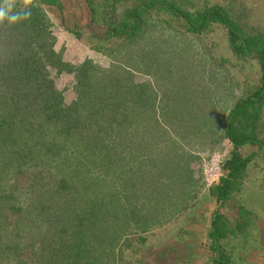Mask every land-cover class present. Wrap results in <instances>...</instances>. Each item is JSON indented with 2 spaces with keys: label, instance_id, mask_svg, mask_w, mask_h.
<instances>
[{
  "label": "trees",
  "instance_id": "16d2710c",
  "mask_svg": "<svg viewBox=\"0 0 264 264\" xmlns=\"http://www.w3.org/2000/svg\"><path fill=\"white\" fill-rule=\"evenodd\" d=\"M85 1L88 32L98 41L142 39L147 31L143 16L158 9L181 19L195 35L213 24L223 26L237 56L258 59L261 85L238 102L225 127L234 152L215 190L218 203L229 202L255 157L239 151L263 147L258 128L264 106V33L248 34L236 11L219 4L192 12L183 1L176 6L167 0H135L123 21L113 24L102 19L101 5ZM36 3L63 8V0ZM49 28L38 6L31 8L27 21L0 26V221L5 225L0 245L16 250L9 264H133L124 259L126 249L147 264L144 236L169 220L166 213L158 217L161 199L168 198L173 210L190 196L189 156L163 145L156 156H136L134 151L142 153L147 139L157 133L169 137L164 145L175 144L158 122L144 124L155 111L142 104L154 103L155 93L115 70H94L90 60L80 65L65 61ZM50 68L76 74V101L66 103ZM132 89L139 90L131 95ZM131 101L138 106L131 108ZM134 156L142 164L157 160L164 181L153 184L140 166L127 171L126 163ZM7 174L10 179L4 184ZM15 229L16 243L4 239ZM214 237L220 242V236Z\"/></svg>",
  "mask_w": 264,
  "mask_h": 264
},
{
  "label": "rangeland",
  "instance_id": "374dc122",
  "mask_svg": "<svg viewBox=\"0 0 264 264\" xmlns=\"http://www.w3.org/2000/svg\"><path fill=\"white\" fill-rule=\"evenodd\" d=\"M92 1L101 5L102 19L113 24L123 21L135 2V0ZM167 1L176 6H180L183 1V6L192 12L202 10L206 5H223L230 11H236L237 20L248 34L264 33V0ZM33 2L35 6L41 8L49 21V30L56 39L54 48L58 53L63 52L65 61L80 65L90 60L95 66L94 70H115L119 74H124L130 82L146 85L155 93L154 103L150 101L142 104L144 106L146 104L145 109L155 111L144 124L156 126L155 122H158V125L170 134L175 144L164 145L169 137L157 133L153 139L152 137L147 139L146 148L142 153L139 149L134 151L136 156L142 158L147 153L156 156L162 145L170 152L174 150L178 155L189 156L193 177L189 198L173 209V214L168 198L161 199L163 204H160L158 217L161 218L166 213L165 218L169 220L144 236L146 237L144 251L148 250L143 257L144 260L149 259L152 264L171 263L173 254L166 245L174 236L177 238L175 240L187 236L190 227L198 221L207 219L209 207L216 202L215 188L220 181L209 182L204 171L217 166L223 174L220 180L227 175L226 164L234 152L225 134L227 119L238 102L250 97L260 87L262 71L258 59L237 56L230 48L227 29L223 26L213 24L203 34L195 35L187 31L181 19L158 9L151 10L143 16L147 23V31L142 39L129 41L121 38L103 42L92 38L88 32L85 0H63V8L38 5L36 0ZM49 73L58 89L62 91L66 103L76 101V74H58L51 68ZM138 90L132 89L131 95ZM130 99L134 98L131 96ZM134 105L138 106L131 101L130 107L133 108ZM258 137L263 141L261 150L258 147L246 146L239 151L244 157L255 155L248 168L255 170L256 175L245 177V180L253 178L250 187L245 190L234 188L232 198L227 202L228 210L227 212L225 210L224 215L229 223L227 230L232 234L228 247L231 248L232 244L233 248L235 247L233 245L239 242L237 247L240 248L237 249L242 250L245 255L259 246V238L256 236L264 224V106ZM132 146L129 145L130 150ZM166 150L165 153H168ZM158 165L157 160H148L146 164H142L134 156V159L132 157L128 159L125 167L127 171L137 169L138 166L144 168L142 170L146 171L144 174L146 179L158 185V182L164 181L165 175L163 167H159L161 173L157 170ZM3 178L6 184L10 175L7 174ZM115 180L117 188L118 179ZM18 194L20 196V193ZM23 197L19 198L22 202ZM238 205L255 215H247L249 218L246 220L250 223L253 219L254 222H258V226L256 225L258 229L253 224L245 226L248 231L242 232L240 240L236 239L238 235L234 232L238 229L234 223L238 216L234 211L238 214L236 210ZM3 214L4 212H1L0 216ZM4 226L0 221V231ZM240 227L238 230L244 228V225ZM4 239L16 243V229ZM15 254L16 250H6L0 245V264H9L8 261H11L9 257L14 258ZM136 258L131 250L124 251L126 261L140 264ZM235 259L237 255L233 254L228 262L236 263ZM223 260H226L225 257ZM238 262L241 264L242 261Z\"/></svg>",
  "mask_w": 264,
  "mask_h": 264
},
{
  "label": "crops",
  "instance_id": "0c3cea01",
  "mask_svg": "<svg viewBox=\"0 0 264 264\" xmlns=\"http://www.w3.org/2000/svg\"><path fill=\"white\" fill-rule=\"evenodd\" d=\"M246 172V176L255 177L256 175V171L249 170V168ZM252 179H244L241 188H244L245 190V188H247L248 186L250 187L249 184ZM228 205V203H218L216 199L214 205H211L209 207L210 212L207 219L196 222L194 226L188 229V235L186 234L187 236L180 237V240H175L177 238L176 236H174L173 240L166 245L169 251L171 249L173 254V260L171 261V263L168 262L167 264H238V260L242 261L240 262L241 264H264V224H262V226L259 228L258 234L256 236V238H259V246L249 251L248 255H245L242 250L237 249L240 248L237 247L239 245V242L234 244L233 246L235 247L233 248L232 244L230 246L231 248L228 247L227 244L232 236V234H229V230H227V226H229V223L225 219L226 217H224L228 210ZM236 210H238V214H236L235 211L234 213L236 216H238L234 222L236 223L235 227L240 229V226L244 225L245 228L244 229L242 227L241 230H234L236 235H238L236 239L240 240L243 234L242 232L248 231L245 226L253 224V226L258 229V222H254V219L252 220V223H250L249 220H246L249 218L247 217V215L254 214L248 213L247 210H245L243 207L238 205ZM218 229L219 233H216L215 230ZM214 234L216 236H220V242H216ZM181 238H184V240H182ZM163 246L165 247V245ZM233 254L237 255V259H235L236 263H229L228 260L231 259V255ZM240 256L241 258H239ZM223 257H225L226 260H223ZM145 262H147V264H152L149 259H146Z\"/></svg>",
  "mask_w": 264,
  "mask_h": 264
},
{
  "label": "clouds",
  "instance_id": "9594fccd",
  "mask_svg": "<svg viewBox=\"0 0 264 264\" xmlns=\"http://www.w3.org/2000/svg\"><path fill=\"white\" fill-rule=\"evenodd\" d=\"M33 0H0V26H14L31 16Z\"/></svg>",
  "mask_w": 264,
  "mask_h": 264
},
{
  "label": "built area",
  "instance_id": "2783aa9c",
  "mask_svg": "<svg viewBox=\"0 0 264 264\" xmlns=\"http://www.w3.org/2000/svg\"><path fill=\"white\" fill-rule=\"evenodd\" d=\"M204 175L206 179L211 183L215 181L219 182L220 178L223 176V174L221 173V170L217 166L216 167L212 166L209 169H205Z\"/></svg>",
  "mask_w": 264,
  "mask_h": 264
}]
</instances>
